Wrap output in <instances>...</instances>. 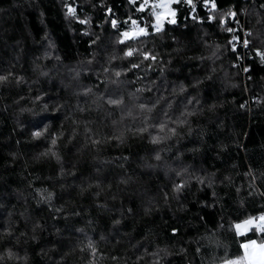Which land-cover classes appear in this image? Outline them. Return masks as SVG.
I'll return each mask as SVG.
<instances>
[{"label": "trees", "instance_id": "trees-1", "mask_svg": "<svg viewBox=\"0 0 264 264\" xmlns=\"http://www.w3.org/2000/svg\"><path fill=\"white\" fill-rule=\"evenodd\" d=\"M143 1L0 0V264H235L264 240L234 229L264 214V0L172 2L159 31Z\"/></svg>", "mask_w": 264, "mask_h": 264}, {"label": "snow or ice", "instance_id": "snow-or-ice-1", "mask_svg": "<svg viewBox=\"0 0 264 264\" xmlns=\"http://www.w3.org/2000/svg\"><path fill=\"white\" fill-rule=\"evenodd\" d=\"M130 2L135 3L136 0H130ZM169 2L180 3L181 0H169ZM186 2L189 3V4H191L192 0H186ZM212 7L213 8L215 7V4L214 3L212 4ZM139 10L140 9H138V11ZM69 11L71 12L72 10L69 9ZM172 15L175 16V12H172ZM229 15L234 16L235 13H230ZM157 19L159 20V17H157ZM81 22L83 23L84 21H81ZM132 23L135 25L136 24V21H132ZM170 23H173L174 24V23H176V21L174 19H172L170 21ZM112 24L115 27L116 24H117V22L116 21H112ZM157 31H159V27H157ZM228 31H232V29H228ZM141 35H147V32L145 31L144 28H140L139 31L133 32L132 34H130L128 32H124L123 33V36L125 37V39H136V38H138ZM123 42L124 41H121V43H123ZM244 45L246 47L248 46V41L247 40L244 41ZM136 51L137 50H135V49H129L125 53V55L126 56H132L134 54V52H136ZM260 55H261V58L264 59V53H260ZM149 58L150 59H153V60L155 59L154 56H150L149 54L145 53V59H149ZM133 67H137V65H133ZM117 75H119V73H117ZM3 79H5V78L4 77H0V80H3ZM109 103H111V104H118V103H120V101L110 100ZM144 107H145L144 105H141V108H144ZM161 128H163V125H161ZM34 135L35 136H40L41 133L40 132H36V133H34ZM53 143H55V140H53ZM180 187H182V186L181 185H178L177 186V190H179ZM253 219L254 218H252V219H250L248 221H245L244 222V225L245 226H251L252 223H253ZM260 220L262 221V223L261 224H257L256 225V228H257L258 231L264 232V216H261L260 217ZM240 227H241V225H239V224L236 225V228L237 229H240ZM256 244H257V242L255 240H253V241H250L249 244L243 245V247L246 248V249H248L250 245L256 246ZM249 255L252 257L250 264H264V243L260 244L258 246V248L253 247L252 248V251L249 253ZM226 264H232V262H226Z\"/></svg>", "mask_w": 264, "mask_h": 264}, {"label": "rangeland", "instance_id": "rangeland-1", "mask_svg": "<svg viewBox=\"0 0 264 264\" xmlns=\"http://www.w3.org/2000/svg\"><path fill=\"white\" fill-rule=\"evenodd\" d=\"M171 3L172 2H169V0H144L143 1L141 7L150 5L152 8V12L154 14V22H153L154 30H157V27L161 29L163 27L165 20L170 21L173 19V15H172L173 10L171 8ZM157 17H159V20L157 19ZM132 21L134 20H130L125 24L126 27L122 31L123 39H125V37L123 36L124 32H128L132 34L133 32L139 31V29L141 28L137 24L134 25Z\"/></svg>", "mask_w": 264, "mask_h": 264}, {"label": "crops", "instance_id": "crops-1", "mask_svg": "<svg viewBox=\"0 0 264 264\" xmlns=\"http://www.w3.org/2000/svg\"><path fill=\"white\" fill-rule=\"evenodd\" d=\"M261 216H264V214H261V215L255 216V217L246 218V219H244L242 221L236 222L234 224V229H235L236 233L238 235H242V234H245V233L249 232L252 228H254V229L257 230L256 225L262 223V221L260 220V217ZM252 218H254L252 225L251 226H245L244 225V222L245 221H248V220H250ZM238 224L241 225L240 229H237L236 228V225H238ZM253 240H255L257 242L256 246L250 245L248 249H246V248L243 247V245L249 244V242L250 241H253ZM262 243H264V240L248 239V240L243 241L241 243L242 257L240 258V260H238L237 262H235V264H239L241 262H244L245 264H250L252 257L249 255V253L252 251V248L253 247L258 248V246L260 244H262Z\"/></svg>", "mask_w": 264, "mask_h": 264}, {"label": "built area", "instance_id": "built-area-1", "mask_svg": "<svg viewBox=\"0 0 264 264\" xmlns=\"http://www.w3.org/2000/svg\"><path fill=\"white\" fill-rule=\"evenodd\" d=\"M230 13H235V10H234L233 7H231V8L228 10L226 16H223V17L221 18V23H222L223 25L227 24V22H228V17H234V16H232V15H229ZM236 22H237V24H238V26H239V28H240V30H241V32H242L241 44H242V48H243V53L240 54L239 57H238V58H239V65L242 66V71H243V73H246L247 66H246V63H245V61H244V60H245V48H246V46L244 45V41L247 40V39H246V29H245V26H244L243 20H239V19H238V20H236ZM257 232H258V234L263 233V232H260V231H258V230H257Z\"/></svg>", "mask_w": 264, "mask_h": 264}]
</instances>
